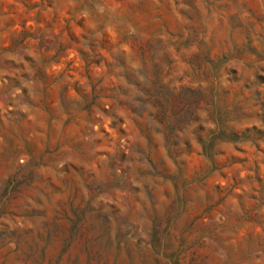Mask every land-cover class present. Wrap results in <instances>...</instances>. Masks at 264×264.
<instances>
[{
  "label": "rangeland",
  "instance_id": "374dc122",
  "mask_svg": "<svg viewBox=\"0 0 264 264\" xmlns=\"http://www.w3.org/2000/svg\"><path fill=\"white\" fill-rule=\"evenodd\" d=\"M0 264H264V0H0Z\"/></svg>",
  "mask_w": 264,
  "mask_h": 264
}]
</instances>
